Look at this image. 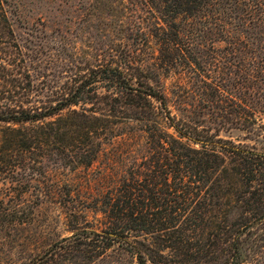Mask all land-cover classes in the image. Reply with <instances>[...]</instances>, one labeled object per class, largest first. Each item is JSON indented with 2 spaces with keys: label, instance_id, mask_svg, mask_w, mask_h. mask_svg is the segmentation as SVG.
I'll use <instances>...</instances> for the list:
<instances>
[{
  "label": "trees",
  "instance_id": "1",
  "mask_svg": "<svg viewBox=\"0 0 264 264\" xmlns=\"http://www.w3.org/2000/svg\"><path fill=\"white\" fill-rule=\"evenodd\" d=\"M104 1L24 47L0 0V236L48 197L70 232L15 261L264 264V0Z\"/></svg>",
  "mask_w": 264,
  "mask_h": 264
},
{
  "label": "rangeland",
  "instance_id": "2",
  "mask_svg": "<svg viewBox=\"0 0 264 264\" xmlns=\"http://www.w3.org/2000/svg\"><path fill=\"white\" fill-rule=\"evenodd\" d=\"M58 0H55L54 3L51 2V0H22L23 7L22 9V18L23 21L21 24L15 25V31L18 35H20V42L21 45L24 47H29L30 37L28 34L30 33V30L36 29L37 27H41L42 22L46 23V25H43L46 30L55 27L60 22L61 27L64 25V21L66 19H70L73 21H84L87 17H85L83 10L90 5H98L96 0H74L71 7L68 9H63L61 11V14L56 19H49V16L55 12V8H57V2ZM117 5L120 1L114 0V1H104V4H111ZM135 1L133 2V4ZM124 4L127 6L128 2L125 0ZM139 5V4H138ZM60 19V20H59ZM93 26L96 25V23H92ZM82 25V23H81ZM35 26V27H34ZM48 26V27H47ZM48 28V29H47ZM93 32L94 37H89L86 33V36L82 39V42L79 43L78 46L84 44L87 46H93L98 47L101 44V41L98 40L95 36H97V32L94 29H91ZM50 31V30H49ZM87 31V30H86ZM91 32V33H92ZM105 41H108L105 37ZM19 42V44H20ZM27 49V48H26ZM25 48L24 53H27L28 50ZM86 49V48H83ZM84 52V51H83ZM25 54V60L27 61L28 57ZM17 58H20L19 65H22V60L20 55H17ZM30 69V68H29ZM38 78V87H42L41 82L43 81V78ZM3 125H0V134L1 129ZM60 177L65 178L67 176L66 172H60L58 175ZM55 199H57L55 197ZM43 239V243L47 244L49 241H55L60 238L66 237L70 235L69 227L67 225V221L65 219V215L62 211L61 206L59 205L58 201H51V198H44L41 204L34 208V213L32 217V222L28 226H23L20 228V230L17 233H13L12 231L6 232L5 236H0V262L2 261H8L5 257H10L9 264H18L17 261H15L14 256H12V253L15 251V247L17 244V241L21 242L23 239H26L27 237L32 236L33 234H41ZM18 242V243H19ZM9 256H5V255Z\"/></svg>",
  "mask_w": 264,
  "mask_h": 264
}]
</instances>
